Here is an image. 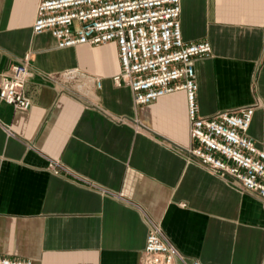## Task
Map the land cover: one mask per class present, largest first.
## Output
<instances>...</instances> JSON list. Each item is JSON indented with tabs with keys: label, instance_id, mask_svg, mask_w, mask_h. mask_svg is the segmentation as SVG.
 I'll return each mask as SVG.
<instances>
[{
	"label": "crops",
	"instance_id": "crops-1",
	"mask_svg": "<svg viewBox=\"0 0 264 264\" xmlns=\"http://www.w3.org/2000/svg\"><path fill=\"white\" fill-rule=\"evenodd\" d=\"M37 1L0 0V76L24 57L32 72L25 112L0 101V257L138 264L151 220L187 260L264 264V205L184 152V93L136 106L112 83L115 44L57 48L31 32ZM179 26L210 46L192 62L198 115L254 104L264 152V0H180Z\"/></svg>",
	"mask_w": 264,
	"mask_h": 264
},
{
	"label": "built area",
	"instance_id": "built-area-1",
	"mask_svg": "<svg viewBox=\"0 0 264 264\" xmlns=\"http://www.w3.org/2000/svg\"><path fill=\"white\" fill-rule=\"evenodd\" d=\"M180 0H38L31 32L47 31L57 48L100 46L113 42L119 70L116 87H127L136 106L147 105L176 91L185 97L188 138L185 154L195 164L232 181L264 205V152L247 137L255 105L201 117L195 104L192 62L208 58L205 41L183 42L179 26ZM73 70L61 77L72 79ZM32 72L26 57L0 76V101L25 112L29 100L23 88ZM98 87V81H95ZM49 161L48 169L57 172ZM0 264H32L29 259L0 257ZM138 264H199L187 260L166 239L158 222L148 220Z\"/></svg>",
	"mask_w": 264,
	"mask_h": 264
}]
</instances>
